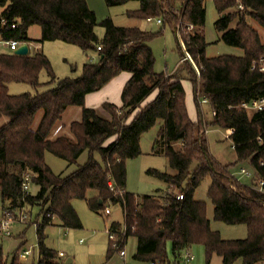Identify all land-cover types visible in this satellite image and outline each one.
Segmentation results:
<instances>
[{
  "label": "trees",
  "instance_id": "16d2710c",
  "mask_svg": "<svg viewBox=\"0 0 264 264\" xmlns=\"http://www.w3.org/2000/svg\"><path fill=\"white\" fill-rule=\"evenodd\" d=\"M108 7L139 2L138 10L128 17L138 20L159 18L162 25L173 30L182 20L186 30L184 47L177 36L182 62L193 86L198 120L189 115L184 78L155 72V55L149 43L159 34L139 28L118 27L111 19L98 21L87 0H0V30L4 42L16 40L30 43V28L42 30L41 43L61 41L79 47L87 56L98 53L97 63L83 66L78 78L59 80L48 57L43 53L26 56L0 53V195L3 215L17 218L22 210L40 208L41 222L36 224L39 260L37 264H66L60 254L46 245V229L54 219L67 230L83 229L73 201L86 200L94 212L106 210L111 203L124 212V225L112 223L110 230L127 229L138 239L135 259L145 264H172L168 245L176 260L195 245L206 251V264L215 256L222 264L264 263V193L237 181L231 169L247 164L264 178V110L244 109V104L264 99V71L255 63L264 60V43L249 19L264 29V0H213L220 18L215 26L222 41L242 49L244 55L207 57L204 28L207 0H183L182 12L177 13L176 0H105ZM243 7V9H241ZM17 24L12 29V24ZM233 24H236L233 26ZM97 26L105 29L100 39ZM175 32V31H174ZM176 34V33H175ZM99 48H101L99 50ZM46 71L51 86L43 93L13 96L8 86L20 83L36 91L43 86L40 76ZM122 73H130L122 92V106L105 103L109 115L86 107L88 95L101 91ZM157 92L153 101L145 102ZM207 99L212 120L206 123L201 100ZM69 107H81L83 119L70 126L73 138L51 139L58 123ZM43 117L34 129L38 113ZM215 113V114H214ZM6 120V122L4 121ZM160 124L155 147L165 155L175 175L150 170L149 173L170 186L164 198L139 197L126 191L127 162L142 155V137ZM207 127L232 132L230 140L236 161L222 165L211 155ZM259 138L263 142H259ZM113 140L112 142H110ZM110 142V143H109ZM87 152L88 161L68 175H56L46 163L51 153L70 165ZM99 155L101 161L96 159ZM32 176L36 194L23 191L26 175ZM211 179L208 197L214 205L215 220L227 225H246L245 240H223L213 231L207 218L206 203L195 199L196 190ZM115 184L113 192L109 183ZM93 196L89 197V193ZM183 194L182 200L177 199ZM24 246H20V249ZM19 249V250H20ZM114 255L111 247L108 260ZM0 264H24L14 253L10 262L0 248Z\"/></svg>",
  "mask_w": 264,
  "mask_h": 264
},
{
  "label": "rangeland",
  "instance_id": "374dc122",
  "mask_svg": "<svg viewBox=\"0 0 264 264\" xmlns=\"http://www.w3.org/2000/svg\"><path fill=\"white\" fill-rule=\"evenodd\" d=\"M89 8L96 13L99 22L105 19H111L118 27L125 28H139L143 31L159 34L153 41L149 43L152 48L156 63L155 72L166 73L168 75L179 74L184 78V86L193 87L191 81L188 79V71L182 70V54L179 49V42L177 39L179 32L178 26H181V38L186 34L185 31L193 33L194 30H183L184 26L182 20L175 30L170 25L158 24V19L153 21L138 20L128 17V12L138 9L139 2H130L123 6L108 7L105 0H87ZM176 10L178 14L182 12L183 0H176ZM207 19L204 28L206 42L209 44L207 47V57L214 58L219 56H237L242 57L244 51L225 44L222 41V34L216 29V22L220 18L216 10L213 0H207L206 3ZM2 9L0 8V14ZM250 25L256 29L264 43V29L255 20L249 19ZM236 24H233V26ZM188 27V26H187ZM186 27V28H187ZM95 31L100 39L105 35V29L97 26ZM175 31V32H174ZM176 33V34H175ZM31 42L30 53L36 54L43 52L50 60L56 77L61 80L64 78H78L83 74V66L87 63H97L99 60L98 53L93 52L88 56L77 46L70 45L61 41L41 43L42 30L39 26L30 28L28 32ZM179 37V36H178ZM183 47V46H182ZM0 53L9 54L12 51L8 48L0 35ZM14 53V52H13ZM40 81L43 84L37 91L31 86L20 83H12L8 86L9 93L13 96L22 95L25 93H43L52 88L46 84L50 81V77L46 71H43L40 76ZM187 100V95H186ZM188 101L193 106V118H198L196 112V103L194 102V95L188 94ZM81 108V107H79ZM202 111L206 123L212 120V110L209 105H202ZM43 117V112L40 111L37 115L34 129L38 128L39 123ZM72 118L70 115L62 118L57 127L61 124L64 127L62 133L57 134V127L55 128L51 139H56L61 136L73 138L69 130V124ZM66 123V124H65ZM207 138L211 155L216 161L222 165L232 164L236 161V153L232 148V141L230 140L229 131L207 127ZM160 124L146 133L141 140L142 155L136 159L127 162V186L126 191L139 197L155 196L157 198H164L170 186L164 180L149 173L150 170H157L159 172L175 175L176 171L171 168L168 158L158 153V148L155 147V141L158 138ZM89 155L85 152L77 161L76 164L70 165L65 160L59 159L51 153L46 154V163L56 175H68L75 170L78 166L84 165L88 161ZM96 159L101 161L99 155ZM245 167L254 173L253 168L247 164H240L231 169V172H240L241 168ZM241 182L244 185L250 186L252 180L243 178ZM211 185V179L206 178L200 187L196 190L195 199L206 203L207 218L211 223L213 231L219 232L223 240H245L248 237V227L246 225H227L223 222L215 220L214 205L208 197V190ZM38 189L32 185L31 192L36 194ZM93 196L90 192L89 197ZM73 206L78 213L83 229L81 230H67L62 227L61 223L53 218L54 225L46 229V245L48 248L63 253L62 261L67 262L71 259L73 264H145L140 263L135 259L138 249V239L135 236H130L126 245V256L122 258L119 254L113 255L112 259L108 260V251L111 247L109 240V231L112 223H119L124 225V212L119 205L108 203L106 207H110L111 214H106L105 210L102 212L92 211L86 200H75ZM27 213L28 219L25 223L20 221L15 222L12 226L11 237H6L0 234V248L2 249L4 257L11 261L14 253L20 249L24 244L23 249H32L33 254L31 257H26L20 260L24 264H37L39 260L38 240L36 235V224L41 222L39 218L40 208L34 207L29 216V210H22ZM2 198L0 195V218H2ZM21 248V249H22ZM24 252V251H22ZM18 254L20 252H17ZM168 253L172 264H206V251L204 246L195 245L181 253L178 260L173 255L171 244L168 245ZM193 257V259H188ZM222 258L215 256L212 264H222ZM235 264H243L240 259ZM264 264V263H263Z\"/></svg>",
  "mask_w": 264,
  "mask_h": 264
},
{
  "label": "built area",
  "instance_id": "2783aa9c",
  "mask_svg": "<svg viewBox=\"0 0 264 264\" xmlns=\"http://www.w3.org/2000/svg\"><path fill=\"white\" fill-rule=\"evenodd\" d=\"M241 9H243V7H241ZM154 19L150 18L148 19V21H153ZM162 20L158 19V24L162 25ZM182 24V23H181ZM8 25V21L6 19H3L0 23V30H4L5 27H7ZM17 24H12L11 28L12 29H16ZM178 30L179 32L177 33L179 36V39L182 43V46L184 47L183 41L181 39V26H178ZM186 30L192 31L194 30L193 26H188L186 28ZM6 45L8 46V48L12 51L15 52V50H17L21 45L23 44H27L29 46V49L31 47V45L29 43H22V42H18L16 40H12V41H7L5 42ZM101 48H99L100 50ZM185 60H191L190 56L186 54V58L183 59V61ZM256 65L254 66V69L259 66L260 71H264V60L261 59L259 62L255 63ZM201 104L205 105L208 104V100L207 99H202L201 100ZM244 109L247 110H252V111H263L264 110V99L261 100H256L253 101L250 104H244L242 106ZM215 114V113H214ZM206 133H208V130H205ZM232 133V132H230ZM259 142H263L262 138H259ZM232 148L234 149V147L232 146ZM260 167L262 169H264V161H262L260 163ZM232 176L237 180V181H241L243 178L245 179H249L252 180V183L250 185V187L258 192L264 193V178L260 177L257 175V172L254 171L251 172L250 170H248L245 167H242L240 172L237 174L236 172L232 173ZM31 187H32V176L26 175L24 178V183H23V191L26 193H29L31 191ZM109 187L110 189L114 192L116 190L115 184L113 182L109 183ZM184 198L183 194H178L177 199L182 200ZM105 213L111 214V209L110 207H107L105 210ZM28 219V215L27 213L21 212L17 218L13 217L12 215H5L2 218H0V234L6 237H11L13 235L12 233V226L13 224H15L16 220L20 221L22 224L25 223V221H27ZM127 237V229L123 228L120 232H114V231H109V240H110V244H111V249L115 254H119L120 257L125 258L126 256V251H125V245L127 243L126 240ZM33 251L30 250H26L24 252L19 253V259H23L26 257H29L30 255H32ZM60 257H64L63 253H60ZM188 259H193V257H188Z\"/></svg>",
  "mask_w": 264,
  "mask_h": 264
},
{
  "label": "crops",
  "instance_id": "0c3cea01",
  "mask_svg": "<svg viewBox=\"0 0 264 264\" xmlns=\"http://www.w3.org/2000/svg\"><path fill=\"white\" fill-rule=\"evenodd\" d=\"M138 9H135V10H138ZM135 10H132V11H135ZM182 62H183V60H181V63ZM169 76H171V75H169ZM131 77H132V75L130 73H122L121 75H119L118 77H116L115 79H113L101 91L88 95L87 98H86V107L91 108V109H95L103 117L108 118L109 115L103 109V104L110 103V104H114V105H116L118 107H121L122 106V92H123L124 87L128 83V81L131 79ZM185 91H186V95H187V107H188V111H189L190 118L194 122H197L198 118L197 117H196V119L193 118V115H194V114H192L194 112L193 106L190 105V103L188 101V94L191 95V97H192L193 87H187L186 88V86H185ZM156 95H157V92L153 93V95H151V97H149V99L145 102L144 105H146V104L150 103L151 101H153L155 99ZM191 111H192V113H191ZM66 115H70L71 118H72V121H71V123L68 126L69 127V130H70V126H71L72 123H74V122H81L82 121V119H83V109L82 108H79V107H69L65 111V113H64V115H63L62 118L66 117ZM4 121L6 122V120H4ZM64 127L65 126L63 125V127H62L61 124L57 127V134L58 135L60 133H62ZM229 133H230V131H229ZM112 141L113 140H111L110 142H112ZM3 216L4 215H2V217ZM28 250H30V249H28ZM22 251H25V249L22 248L20 250H17L16 252H20L21 253ZM31 256L32 255H30L29 257H31Z\"/></svg>",
  "mask_w": 264,
  "mask_h": 264
},
{
  "label": "water",
  "instance_id": "95a60500",
  "mask_svg": "<svg viewBox=\"0 0 264 264\" xmlns=\"http://www.w3.org/2000/svg\"><path fill=\"white\" fill-rule=\"evenodd\" d=\"M30 52L29 46L27 44L21 45L17 50H15L14 54L19 56H26ZM73 261L71 259L67 260L66 264H72Z\"/></svg>",
  "mask_w": 264,
  "mask_h": 264
}]
</instances>
